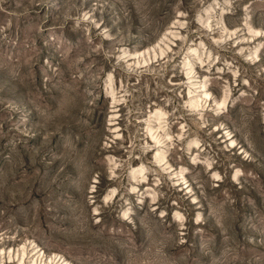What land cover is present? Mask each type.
Listing matches in <instances>:
<instances>
[{
  "label": "rangeland",
  "instance_id": "1",
  "mask_svg": "<svg viewBox=\"0 0 264 264\" xmlns=\"http://www.w3.org/2000/svg\"><path fill=\"white\" fill-rule=\"evenodd\" d=\"M0 264H264V0H0Z\"/></svg>",
  "mask_w": 264,
  "mask_h": 264
}]
</instances>
